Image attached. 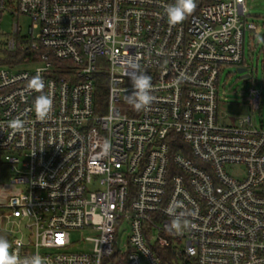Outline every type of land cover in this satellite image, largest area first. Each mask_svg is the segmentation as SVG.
<instances>
[{"label": "built area", "instance_id": "2783aa9c", "mask_svg": "<svg viewBox=\"0 0 264 264\" xmlns=\"http://www.w3.org/2000/svg\"><path fill=\"white\" fill-rule=\"evenodd\" d=\"M173 3L16 1L32 37L16 41L15 25L9 51H35L25 64L36 66L0 65V172L12 174L0 237L20 260L264 264V125L219 111L225 67L253 78L244 50L257 26L246 0H196L170 26ZM134 72L151 77L140 111L127 102ZM263 94L250 89L253 110ZM73 232L90 247L70 250Z\"/></svg>", "mask_w": 264, "mask_h": 264}, {"label": "rangeland", "instance_id": "374dc122", "mask_svg": "<svg viewBox=\"0 0 264 264\" xmlns=\"http://www.w3.org/2000/svg\"><path fill=\"white\" fill-rule=\"evenodd\" d=\"M246 5L248 19L257 26L256 31L246 33L244 50L245 64L249 67L253 78L244 80L237 71V67H225L221 74L219 111L225 114L224 121L229 124L235 123L240 117L253 116L259 124L264 125V94L260 110L252 109L249 97L252 87L264 84V0H246ZM15 11L16 2L8 1L5 9L0 13V59L9 52L8 42L15 37V25L20 28L16 41L21 43V38L32 37L30 34L31 19L25 15L16 16ZM37 33L38 29H35L33 37H36ZM35 66L36 64L25 63L17 65L18 68H33ZM2 167L4 168V165L0 164V168ZM11 175L5 169L2 174L0 172V202H3L8 195L6 185H8ZM81 237L82 234L79 232L72 233L73 243L69 247L70 250L81 251L85 247H90V245L79 241Z\"/></svg>", "mask_w": 264, "mask_h": 264}, {"label": "clouds", "instance_id": "9594fccd", "mask_svg": "<svg viewBox=\"0 0 264 264\" xmlns=\"http://www.w3.org/2000/svg\"><path fill=\"white\" fill-rule=\"evenodd\" d=\"M195 7V0H174V3L165 9L168 24L170 26H176L177 24L183 23L195 10ZM130 79L133 90L132 94L127 97V102L132 105L133 109L136 111L147 109L153 101V97L150 93L151 77L147 74H136L134 72ZM37 81H40L42 86V80L39 75L33 78L32 83ZM19 126V120L9 122V127L13 130H16ZM180 227L181 225L178 219H174L169 226V228L177 231ZM9 248V241L4 237H0V264H44L39 254L20 260L15 254L9 252Z\"/></svg>", "mask_w": 264, "mask_h": 264}, {"label": "trees", "instance_id": "16d2710c", "mask_svg": "<svg viewBox=\"0 0 264 264\" xmlns=\"http://www.w3.org/2000/svg\"><path fill=\"white\" fill-rule=\"evenodd\" d=\"M10 3L16 2L17 0H8ZM41 51H39L40 53ZM35 51L33 50H26V51H20L15 50L13 52H8L5 57L0 59V65L2 66H15L18 64L25 63L28 58H31L32 56H35ZM263 54H264V48H263ZM97 96L98 100L101 102H104L106 100L107 92H108V82L106 79V75L102 74L98 77L97 81ZM174 147L177 149L178 145L174 144Z\"/></svg>", "mask_w": 264, "mask_h": 264}, {"label": "water", "instance_id": "95a60500", "mask_svg": "<svg viewBox=\"0 0 264 264\" xmlns=\"http://www.w3.org/2000/svg\"><path fill=\"white\" fill-rule=\"evenodd\" d=\"M237 71L241 74V73H244L242 74V78H247L248 77V74L246 73L247 69L246 68H239L237 69Z\"/></svg>", "mask_w": 264, "mask_h": 264}]
</instances>
